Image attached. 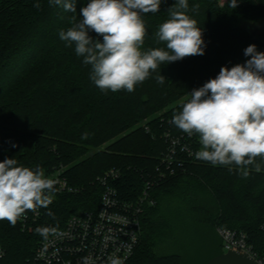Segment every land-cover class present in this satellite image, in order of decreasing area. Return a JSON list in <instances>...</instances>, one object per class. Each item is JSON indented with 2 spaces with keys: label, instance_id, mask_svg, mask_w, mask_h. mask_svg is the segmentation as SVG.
I'll list each match as a JSON object with an SVG mask.
<instances>
[{
  "label": "trees",
  "instance_id": "1",
  "mask_svg": "<svg viewBox=\"0 0 264 264\" xmlns=\"http://www.w3.org/2000/svg\"><path fill=\"white\" fill-rule=\"evenodd\" d=\"M88 2L77 0V12L71 13L48 0H0V161L15 158L19 165L42 167L51 178L61 171L72 189L56 193L26 228L22 220L15 226L0 221L1 264H32L44 240L37 227L60 230L70 217L97 210L103 192L98 179L112 169L120 172L115 186L129 201L154 182L156 205L144 209L141 242L128 264H186L181 251H172L176 234L164 214L170 205L189 207L196 228L207 224L242 231L257 248L264 245V159L257 157L261 171L249 166L245 178L234 165L229 171V166L181 155L182 167L176 165L174 175L160 179L166 173L161 166L166 133L187 138L197 151L201 147L197 135L189 137L171 123L189 93L215 78L221 67L244 64L250 59L244 54L249 45L264 52V0H238L236 8L230 0H188L187 14L203 30L204 55L162 64L131 93L106 94L90 80L91 67L82 63L75 46L59 38L60 30L71 26V16L79 21L80 8ZM174 4L162 0L159 12L143 15V50L165 47L155 33ZM194 4L200 5L195 12ZM89 35L102 41L94 32ZM159 71L163 84L154 78Z\"/></svg>",
  "mask_w": 264,
  "mask_h": 264
},
{
  "label": "clouds",
  "instance_id": "2",
  "mask_svg": "<svg viewBox=\"0 0 264 264\" xmlns=\"http://www.w3.org/2000/svg\"><path fill=\"white\" fill-rule=\"evenodd\" d=\"M65 12L76 13L77 0H48ZM162 0H89L80 8V19L70 17L71 26L60 30L59 38L67 47L75 46L82 63L90 66V80L102 92L135 91L162 64L186 57L204 55L203 30L190 18L188 0H175L168 9L169 19L162 22L155 37L165 47L143 50L147 28L143 15L159 12ZM238 0H230L236 8ZM39 8V2L34 4ZM194 4L191 11L199 9ZM94 32L100 39H94ZM244 64L230 69L221 67L215 78L202 87L193 89L190 98L182 102L180 111L173 114L171 123L189 137L198 136L200 149L195 158L212 166H235L247 177L249 166L256 172L261 166L257 157L264 159V52L249 45ZM165 82L160 74L154 77ZM88 133L82 139L88 138ZM15 146V145H14ZM57 179L45 174L42 167L19 165L15 158L0 161V221L15 226L26 213L38 214L47 208L57 192ZM47 215L54 218V214ZM44 240L59 236L57 227L41 226L35 229ZM126 257L110 255L107 264H125ZM83 264H96L85 257Z\"/></svg>",
  "mask_w": 264,
  "mask_h": 264
},
{
  "label": "built area",
  "instance_id": "3",
  "mask_svg": "<svg viewBox=\"0 0 264 264\" xmlns=\"http://www.w3.org/2000/svg\"><path fill=\"white\" fill-rule=\"evenodd\" d=\"M149 130L148 128H146ZM168 149L161 159V166L166 173L161 172L160 179L174 175L175 166L181 164V155L193 161L195 150L187 138L164 135ZM120 172L112 169L99 177L98 182L103 187L100 205L95 211H87L69 218L64 228L58 230L59 236H50L43 240L36 248L32 264H83L85 257L91 256L96 264H107L110 255L126 257L125 264L134 256L141 242V217L146 206H155L156 201L151 196L154 182L148 181L142 195L136 201H129L121 197L115 182L120 178ZM59 183L57 192H70L68 181L61 176V171L52 176ZM38 214L26 213L21 219L23 227L28 226L32 219L36 220ZM218 234L222 239L224 254L236 252L246 255L257 264H264V245L251 243L249 236L242 231L219 227ZM264 233V221L261 225ZM5 253L0 249V264Z\"/></svg>",
  "mask_w": 264,
  "mask_h": 264
},
{
  "label": "rangeland",
  "instance_id": "4",
  "mask_svg": "<svg viewBox=\"0 0 264 264\" xmlns=\"http://www.w3.org/2000/svg\"><path fill=\"white\" fill-rule=\"evenodd\" d=\"M164 214L173 226L175 238H178L179 241L176 243L173 237L172 251H181L185 256L186 264H206L216 252H224L222 239L217 229L215 230L207 224L204 225L207 227L202 230L201 227L196 228L195 213L189 207L170 205L165 208Z\"/></svg>",
  "mask_w": 264,
  "mask_h": 264
},
{
  "label": "water",
  "instance_id": "5",
  "mask_svg": "<svg viewBox=\"0 0 264 264\" xmlns=\"http://www.w3.org/2000/svg\"><path fill=\"white\" fill-rule=\"evenodd\" d=\"M206 264H257L254 260L250 259L246 255L228 252L211 259Z\"/></svg>",
  "mask_w": 264,
  "mask_h": 264
}]
</instances>
